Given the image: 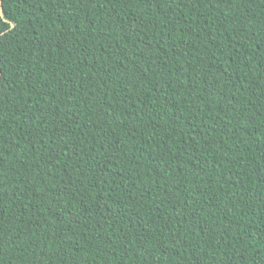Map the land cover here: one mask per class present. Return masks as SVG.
<instances>
[{"label": "trees", "instance_id": "trees-1", "mask_svg": "<svg viewBox=\"0 0 264 264\" xmlns=\"http://www.w3.org/2000/svg\"><path fill=\"white\" fill-rule=\"evenodd\" d=\"M0 264H264V0H0Z\"/></svg>", "mask_w": 264, "mask_h": 264}, {"label": "water", "instance_id": "water-1", "mask_svg": "<svg viewBox=\"0 0 264 264\" xmlns=\"http://www.w3.org/2000/svg\"><path fill=\"white\" fill-rule=\"evenodd\" d=\"M1 14L3 15L2 8H1Z\"/></svg>", "mask_w": 264, "mask_h": 264}]
</instances>
